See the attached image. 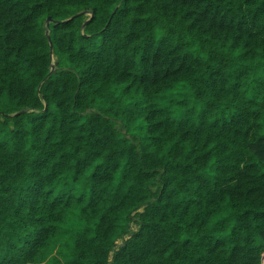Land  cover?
<instances>
[{"label": "trees", "instance_id": "16d2710c", "mask_svg": "<svg viewBox=\"0 0 264 264\" xmlns=\"http://www.w3.org/2000/svg\"><path fill=\"white\" fill-rule=\"evenodd\" d=\"M0 264H264V0H0Z\"/></svg>", "mask_w": 264, "mask_h": 264}, {"label": "rangeland", "instance_id": "374dc122", "mask_svg": "<svg viewBox=\"0 0 264 264\" xmlns=\"http://www.w3.org/2000/svg\"><path fill=\"white\" fill-rule=\"evenodd\" d=\"M138 229L137 225H135L133 222L130 223V231L133 232V231H136ZM128 236H124L120 239L117 240V244H122L123 240H125Z\"/></svg>", "mask_w": 264, "mask_h": 264}, {"label": "water", "instance_id": "95a60500", "mask_svg": "<svg viewBox=\"0 0 264 264\" xmlns=\"http://www.w3.org/2000/svg\"><path fill=\"white\" fill-rule=\"evenodd\" d=\"M50 22H51V18L48 17L47 20H46V27H47V28H48ZM47 33H48V31H46V34H47ZM48 40L50 41L49 36H48ZM50 47H51V50H52V45H50Z\"/></svg>", "mask_w": 264, "mask_h": 264}]
</instances>
